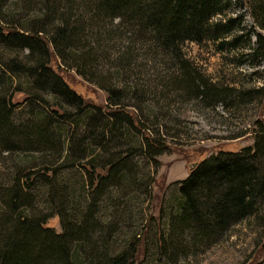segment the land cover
Wrapping results in <instances>:
<instances>
[{"label": "rangeland", "instance_id": "obj_1", "mask_svg": "<svg viewBox=\"0 0 264 264\" xmlns=\"http://www.w3.org/2000/svg\"><path fill=\"white\" fill-rule=\"evenodd\" d=\"M71 1H57L55 6L47 0H0L1 29L16 31L19 37L33 31L52 39L60 17L65 15V18L69 13L68 26L80 27L84 33L80 32L79 40L95 51L94 61L86 66L68 48L62 55L49 45L48 65L81 97L79 106L75 100L38 86L36 76L31 74L35 63L31 49L23 44L25 38L13 42L15 38L8 42L0 40V97L11 100V120L20 126L45 116L41 123L55 131L54 139L45 147L0 141V187L11 185L16 176L28 174L34 181L29 192L31 214L49 215L46 225L58 233L63 230L62 214L72 220L77 209L89 211L103 227L99 230L103 240L97 242L98 250L104 244L108 254L128 252L132 264L262 262L264 222L252 228L246 223L234 225L221 237L206 240L204 244L192 240L182 249L161 247L163 240L171 242L169 218L178 208L180 182L190 174L191 168L220 151H240L252 145L256 135L264 130V56L253 63L250 55L257 47L256 34H263L264 29L247 11L246 3H234L225 15L216 14L213 18L242 15V22L234 32L237 47L228 43L220 46L222 40L232 39L231 34L217 40L178 42L192 71L217 89H232L222 101L204 102L179 86L164 85L173 72L180 70L179 66L150 43L147 36L141 39L137 32H131L130 23L123 22L121 17L101 15L102 29L93 30L101 40L83 36L91 32L89 16L95 8L89 4L92 0H85L84 5L78 0L73 4ZM99 45L101 48L95 50ZM153 59L155 63L150 61ZM129 62L133 67L125 71ZM117 72L124 76L121 87L124 85L131 91L115 98L110 76ZM114 110L132 117L134 128L128 130L121 123L124 129L118 136L98 135L102 127L96 124L103 125L104 118ZM82 113L96 120L89 125H77L83 120ZM145 135L156 138L161 150L155 148V151L160 152L148 156ZM126 138L135 141L131 144ZM67 140L73 147L69 157L65 156ZM60 147L62 157L54 153ZM99 153L101 157L96 156ZM112 154L127 157L128 162L123 163L128 167L124 180H118L115 173L111 175L109 161L115 160ZM73 199L77 200L78 208ZM90 246L85 244L87 252Z\"/></svg>", "mask_w": 264, "mask_h": 264}, {"label": "trees", "instance_id": "obj_2", "mask_svg": "<svg viewBox=\"0 0 264 264\" xmlns=\"http://www.w3.org/2000/svg\"><path fill=\"white\" fill-rule=\"evenodd\" d=\"M47 1L56 6L57 1L63 0ZM84 1L78 0V3L84 5ZM71 2L75 3L74 0ZM243 2L246 3L247 11L255 19L256 24L264 29V0H92L89 2L91 8H95L89 16L92 28L90 33L87 31V36L86 34L83 36L90 39L97 37L96 31L93 30L102 29L100 26L102 14H105L103 17L109 18L121 17L123 22L130 23L131 32H137L141 39L147 36L150 43L155 44L165 53L163 55L171 56L173 62L179 66L180 70L173 72L174 75L166 79L164 85L179 86L180 89L192 92L204 102L211 99L222 101L220 99L229 95L232 89H217L207 79L192 71L182 56L178 42L185 39L198 42L205 39L217 40L231 34L232 39L222 40L220 46L228 43L233 48L237 47L238 38L234 32L242 22V15L218 20L213 18L216 14L225 15L234 3ZM69 15L68 13L65 18V15L60 17V25L55 27V35L52 39L49 37L51 40L47 39L46 35H37L33 31L32 34L19 37L16 31L9 28L3 30L1 26L0 40L8 42L10 38H15L13 42L25 38L23 44L31 49L32 62L35 63L31 74L36 76L38 86L41 85V89L55 92L58 96L75 100L80 106L81 97L67 87L60 75L51 70L47 61V56L50 54L49 45L62 55V51L65 52L68 48L67 51L74 53L75 58L85 62L86 66H90L94 61L95 51L87 48L89 46L85 41L79 40L80 32L84 33L82 29L74 25L68 26ZM63 24L67 27L62 28ZM97 38L101 40L100 36ZM256 39L257 47L250 53L253 63L257 62L259 56H264V33L256 34ZM99 48L100 45L95 50ZM35 53L39 55L34 57ZM150 61L156 62L154 59ZM132 67L129 62L125 65V71L131 70ZM123 77L121 72L115 73L113 77L110 76V81H114L112 94L115 98L131 91L124 85L121 87ZM41 101L44 102L43 99ZM10 102L11 100L0 97V141L48 146L55 136V131L52 127H46V124L44 126L43 121L41 123L45 116H41V120L37 118V121L16 126L11 120ZM108 114L110 116L104 118L103 125L96 124L97 127H102L98 135L105 137L108 133H115L118 136L117 133L124 129L121 123H125L128 130L134 128L132 117L122 110H114ZM82 115L83 120L77 125H89L90 121L96 120L88 113ZM101 119L103 118L98 120ZM147 128L157 131L153 127ZM144 137L148 156L160 152L161 146L156 138L149 139L146 135ZM127 140L131 144L135 141L134 138ZM66 145L68 148L65 156L69 157L73 147L68 140ZM7 146L9 148L11 144L8 143ZM155 148L159 150L155 151ZM62 152L61 147L54 151L58 157H62ZM96 156L101 157L102 154ZM111 156L115 158L109 161L111 175L115 173L120 178H117L118 180H124L128 167L123 163L128 162L125 159L127 157H122L120 154ZM81 166L89 171L87 166L83 164ZM40 173L47 176L46 173L41 171ZM180 183L181 197L178 200V208L169 218V227L172 230L169 237L171 242L163 240L161 247L167 250L175 247L182 249L190 245L192 240L204 244L206 240L221 237L232 226L240 223H246L249 228L255 224L261 226L264 222V130L256 135L252 145L243 147L240 151H220L216 155L204 158L191 168L190 174ZM33 185L34 181L25 174L24 177L16 176L11 185L0 187V264H132L128 252L108 254L104 244L100 245L101 249L98 250L97 242L103 240L99 230L103 227L99 226V222L95 221V217L93 218V214L91 215L89 211L77 209L72 220L71 217L62 214L65 219L63 230L58 233L46 225L49 215L31 214L29 208L32 207V197L29 192ZM74 200V206L78 208L77 200ZM85 244L91 245L90 252L85 250ZM259 264H264V260Z\"/></svg>", "mask_w": 264, "mask_h": 264}]
</instances>
